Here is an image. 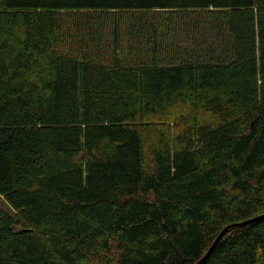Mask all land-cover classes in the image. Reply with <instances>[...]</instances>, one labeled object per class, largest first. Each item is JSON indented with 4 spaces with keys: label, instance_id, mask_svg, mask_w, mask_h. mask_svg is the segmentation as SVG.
Segmentation results:
<instances>
[{
    "label": "trees",
    "instance_id": "16d2710c",
    "mask_svg": "<svg viewBox=\"0 0 264 264\" xmlns=\"http://www.w3.org/2000/svg\"><path fill=\"white\" fill-rule=\"evenodd\" d=\"M0 264H264V0H0Z\"/></svg>",
    "mask_w": 264,
    "mask_h": 264
},
{
    "label": "water",
    "instance_id": "95a60500",
    "mask_svg": "<svg viewBox=\"0 0 264 264\" xmlns=\"http://www.w3.org/2000/svg\"><path fill=\"white\" fill-rule=\"evenodd\" d=\"M246 223H249V222H246ZM241 225H243V224H236V225H230V226H228V227H226L220 234H219V236L217 237V239H216V241L214 242V244H213V246H212V248L210 249V250H212L214 247H215V245L228 233V231L231 229V228H233V227H236V226H241ZM210 253V252H209ZM209 253L207 254V256L209 255ZM206 256V257H207ZM206 257L204 258V260L206 259ZM203 260V261H204Z\"/></svg>",
    "mask_w": 264,
    "mask_h": 264
}]
</instances>
